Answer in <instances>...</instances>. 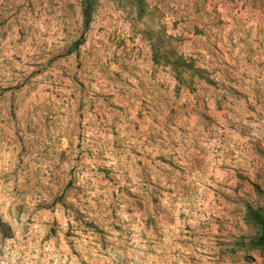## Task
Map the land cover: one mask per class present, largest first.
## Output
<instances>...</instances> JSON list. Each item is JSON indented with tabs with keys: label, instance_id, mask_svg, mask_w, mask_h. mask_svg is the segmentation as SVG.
<instances>
[{
	"label": "rangeland",
	"instance_id": "rangeland-1",
	"mask_svg": "<svg viewBox=\"0 0 264 264\" xmlns=\"http://www.w3.org/2000/svg\"><path fill=\"white\" fill-rule=\"evenodd\" d=\"M262 224L264 0H0V264H264Z\"/></svg>",
	"mask_w": 264,
	"mask_h": 264
},
{
	"label": "trees",
	"instance_id": "trees-1",
	"mask_svg": "<svg viewBox=\"0 0 264 264\" xmlns=\"http://www.w3.org/2000/svg\"><path fill=\"white\" fill-rule=\"evenodd\" d=\"M253 217L257 220V221H259V222H261L262 223V219H261V216L260 215H258L257 213H255L254 215H253ZM263 225V228H262V230H261V232L259 233V235L256 237V239H255V243L257 244V245H263L264 244V224H262Z\"/></svg>",
	"mask_w": 264,
	"mask_h": 264
}]
</instances>
